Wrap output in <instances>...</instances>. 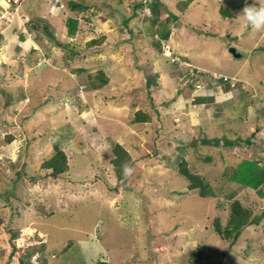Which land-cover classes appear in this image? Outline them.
<instances>
[{
  "label": "rangeland",
  "instance_id": "374dc122",
  "mask_svg": "<svg viewBox=\"0 0 264 264\" xmlns=\"http://www.w3.org/2000/svg\"><path fill=\"white\" fill-rule=\"evenodd\" d=\"M152 1L0 0V264H190L200 246L201 264H264V195L231 180L243 160L264 163V118L239 119L241 101L216 119L199 98L264 80V26L243 15L264 0H161L156 25ZM169 13L178 27L167 23L160 40ZM69 18L79 21L73 37ZM173 58L232 83L214 92L210 77L196 91ZM100 73L109 82L93 90ZM139 111L149 122H135ZM222 138L241 142L203 144ZM56 145L70 170L52 178L42 165ZM182 161L213 196L189 190ZM235 201L249 225L220 239L212 223L227 227Z\"/></svg>",
  "mask_w": 264,
  "mask_h": 264
},
{
  "label": "trees",
  "instance_id": "16d2710c",
  "mask_svg": "<svg viewBox=\"0 0 264 264\" xmlns=\"http://www.w3.org/2000/svg\"><path fill=\"white\" fill-rule=\"evenodd\" d=\"M162 7H164V5H163V2L161 0H153L149 5V9L151 11L150 20L152 21V23L154 25L158 24V21L160 18V9ZM71 8H72V10L80 9L82 11L86 9V7L79 5L77 3H71ZM136 8L138 9L139 7H136ZM220 12L225 18H234V16H235L231 11H229L223 7L220 9ZM168 17L170 19L168 18L166 20V23H163L162 28L158 31V36L160 37V40L161 39L162 40H169L170 35L172 33L171 28L168 26L170 21H174L173 25L175 27H178L179 18L172 13H169ZM131 20L132 19H130V18L129 19L124 18V22H123L124 25H128V23ZM78 24H79V21L77 19H73V18L68 19L67 25H68V29H69L68 32H69L70 37H73L76 35V32L78 30ZM44 30H46L48 32V29L46 27L44 28ZM48 34L59 46L64 47V45L62 43L58 42L57 39H55V37L51 33L48 32ZM185 62H188V61H185ZM184 70L186 71L187 75L189 76V74H188L189 70L188 69H184ZM210 77H212L213 80H215V81H211V79H209ZM99 79H100L101 83L98 85H95V84L92 85L93 90L99 89L102 86L107 85L109 82L108 79L105 77L104 73H100ZM199 80H200L199 82H201L202 84H204L203 83L204 80L211 81V83H208V85H206V88L211 87V88H213L214 92L217 90V87L216 88L213 87L214 85H216L214 83H217V84L223 85V86L230 85L232 83L231 80L226 81L224 79H218L216 81V79H214V76L211 73L201 74ZM192 83L194 85L195 81H193ZM153 84H155V81L149 80L147 82V87L150 88ZM261 84L264 86L263 82ZM204 87H205V85L203 86V89H204ZM227 87L232 88L231 85L227 86ZM237 88H238L237 90H239V86ZM241 90H242V88H241ZM206 94L208 95L209 93L207 92ZM248 94L249 93H246V96H247L246 98L251 99V96L249 97ZM207 95L200 96L199 97L200 100H202L205 103L209 102L214 107L220 106V108H222L221 104L215 102L216 98H215L214 94L208 95V96ZM263 95H264V93H263ZM248 103H250V102H248ZM135 122L136 123H147V122H149V117L147 115H145L143 112L139 111L136 113ZM240 142H241V139H240V141H230L227 138H222L221 140L220 139H214L213 141L210 139H204L203 140L204 145L219 147L223 143V145L225 147H228V148H234L235 146L237 147V146H239L238 144H240ZM115 152H116V154H122L124 157L128 156V153L120 145L117 146ZM255 162H256V164H258V165H255L257 167H254L253 162L250 163V161H248V160H243L239 164L240 169H235V172L231 176V180L234 182L239 181L241 186L247 187V188L252 189V190H256V191L260 192L262 195H264V192L261 191L262 189H264V163L262 161L261 162L255 161ZM114 164H115V166H121V167L124 166L125 168H127L128 160H126L122 156H118V159H116L114 161ZM253 167L255 169V173H253V175H251L249 171H251L253 169ZM42 169L46 170L48 175L52 178H56L58 176H62L64 174L68 173L70 170V164H69L66 153L58 145H56L54 147L52 157L44 162V164L42 165ZM245 169L249 170V171L245 172L244 171ZM179 172L189 182L188 188L190 191H198L201 198H208L210 196H213L210 185L208 183H206V181L202 177L191 173V171L188 169L186 161L181 162ZM35 180L36 179H33V181H35ZM250 217H251V215H250L249 211H247L239 201H235L231 206V217H230V220L228 222L227 227L223 228L221 225L220 219L217 218L212 223L214 232L216 233V235L218 237H220V239L221 238L225 239V240L233 239L234 237L239 236V234L241 233V231L244 227L249 225ZM0 222H2V221H0ZM72 243L73 242H70L63 249V254L68 253V251L72 247V245H71ZM205 252H206L205 248L203 246H200L198 248V251L194 255L193 259H191L190 264H201V261L203 260V258L205 256ZM26 256H27V258H32L31 254H28ZM21 263H24L23 259H21ZM36 264H39V262H37ZM98 264H108V263L105 261H100V262H98ZM205 264H207V263H205Z\"/></svg>",
  "mask_w": 264,
  "mask_h": 264
},
{
  "label": "crops",
  "instance_id": "0c3cea01",
  "mask_svg": "<svg viewBox=\"0 0 264 264\" xmlns=\"http://www.w3.org/2000/svg\"><path fill=\"white\" fill-rule=\"evenodd\" d=\"M201 67V66H200ZM210 72V70H208ZM211 72H216V71H211ZM242 82H245L248 90L244 89L245 91H242L241 88L239 90L237 89H232L229 87H226L228 90H224L225 92L222 91V96L215 95L218 97V101L216 103L221 104L220 106H217V108H214L215 110H218V113H214L212 117L219 119L222 117V119H226L225 115L230 112V109H235L239 107V102L242 101V103L246 104L245 110L243 109L242 117H239V119H257L258 114L262 116L261 118H264V86L261 84L262 82L264 83V80L259 83H254L249 79L246 78H241ZM251 88V89H249ZM241 90V91H240ZM259 92L260 95L257 94ZM246 93H249L248 96H251V99H247ZM222 97V98H221ZM242 97V98H241ZM221 98V100L219 99ZM258 99V100H257ZM263 100V101H262ZM250 102V103H248ZM260 102V103H259ZM243 106V105H241ZM214 110V112H215ZM219 114V115H218ZM222 114V115H221ZM221 115V116H220Z\"/></svg>",
  "mask_w": 264,
  "mask_h": 264
},
{
  "label": "clouds",
  "instance_id": "9594fccd",
  "mask_svg": "<svg viewBox=\"0 0 264 264\" xmlns=\"http://www.w3.org/2000/svg\"><path fill=\"white\" fill-rule=\"evenodd\" d=\"M243 15L245 16V18L248 20V22L254 28H259V27L264 26V8H258V7H255V6L246 7L244 9V14ZM232 48H234V47H232ZM192 66H194V65H192ZM194 67H196V66H194ZM196 68L200 69L203 73H209V72H205L204 70H202L199 67H196Z\"/></svg>",
  "mask_w": 264,
  "mask_h": 264
},
{
  "label": "built area",
  "instance_id": "2783aa9c",
  "mask_svg": "<svg viewBox=\"0 0 264 264\" xmlns=\"http://www.w3.org/2000/svg\"><path fill=\"white\" fill-rule=\"evenodd\" d=\"M172 60H173V62H175L177 64L183 65V67H186V66L188 67V68L186 67V69L189 70L188 74H189L190 78L193 81H195L194 87H195L196 91H201L203 89V86H202L201 82H199L200 81L199 79H200L201 74H203V72L200 69L192 66L191 64H189L187 62L181 63V60L179 58H173ZM224 80L228 81L229 79L225 78Z\"/></svg>",
  "mask_w": 264,
  "mask_h": 264
},
{
  "label": "water",
  "instance_id": "95a60500",
  "mask_svg": "<svg viewBox=\"0 0 264 264\" xmlns=\"http://www.w3.org/2000/svg\"><path fill=\"white\" fill-rule=\"evenodd\" d=\"M230 53L235 57V58H241V55L237 53V50L235 48L230 49Z\"/></svg>",
  "mask_w": 264,
  "mask_h": 264
}]
</instances>
